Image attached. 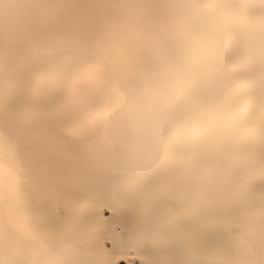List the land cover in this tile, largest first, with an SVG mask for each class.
Segmentation results:
<instances>
[{
    "label": "snow or ice",
    "instance_id": "1",
    "mask_svg": "<svg viewBox=\"0 0 264 264\" xmlns=\"http://www.w3.org/2000/svg\"><path fill=\"white\" fill-rule=\"evenodd\" d=\"M98 229L264 264V0H0V264H115Z\"/></svg>",
    "mask_w": 264,
    "mask_h": 264
},
{
    "label": "bare ground",
    "instance_id": "2",
    "mask_svg": "<svg viewBox=\"0 0 264 264\" xmlns=\"http://www.w3.org/2000/svg\"><path fill=\"white\" fill-rule=\"evenodd\" d=\"M84 210L89 217L100 223L109 220L115 222L127 212L118 194L96 199L85 205ZM90 240L106 259L115 261V264H139V253L134 247L120 243L118 231L109 233L98 229L91 234Z\"/></svg>",
    "mask_w": 264,
    "mask_h": 264
}]
</instances>
